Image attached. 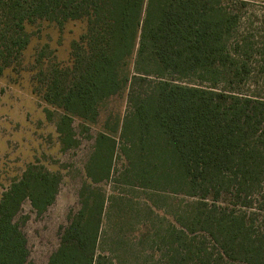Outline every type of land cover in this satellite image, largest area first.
<instances>
[{
	"label": "trees",
	"instance_id": "trees-1",
	"mask_svg": "<svg viewBox=\"0 0 264 264\" xmlns=\"http://www.w3.org/2000/svg\"><path fill=\"white\" fill-rule=\"evenodd\" d=\"M243 2L227 0H0V76L21 60L28 26L85 24L69 62L38 55L33 94L58 113L62 150L74 121L98 123L126 95V113L94 138L79 209L47 264H114L100 246L108 198L98 185L138 186L182 197L161 240L165 264H264V98L251 86V41L241 35ZM121 160V170L114 169ZM61 176L30 164L0 197V264H29L14 219L28 202L42 216Z\"/></svg>",
	"mask_w": 264,
	"mask_h": 264
},
{
	"label": "rangeland",
	"instance_id": "rangeland-1",
	"mask_svg": "<svg viewBox=\"0 0 264 264\" xmlns=\"http://www.w3.org/2000/svg\"><path fill=\"white\" fill-rule=\"evenodd\" d=\"M245 3L240 10L241 35L254 46L251 58L255 68L251 86L242 90L264 98V0H227ZM85 27L81 22H68L61 29L45 22L28 26L30 43L21 60L0 76V197L11 182L19 179L30 165L43 167L61 176L54 204L40 217L29 203L22 204L14 219L24 233L29 250V264H47L59 245V234L67 226L68 216L79 209L78 192L87 182L84 168L93 150L94 138L102 124H111L126 113V95L109 100L94 127L83 131L74 121L76 146L62 150L55 131L58 113L51 121L45 110H51L33 94L34 66L38 55L46 63L67 65L70 44ZM52 111V110H51ZM121 160L114 169L121 170ZM108 198L100 246L114 264H165L162 236L172 224L173 213L186 199L162 191L143 189L121 183L98 185Z\"/></svg>",
	"mask_w": 264,
	"mask_h": 264
}]
</instances>
